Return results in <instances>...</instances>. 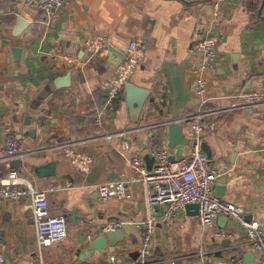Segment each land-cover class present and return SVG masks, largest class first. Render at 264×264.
Listing matches in <instances>:
<instances>
[{
	"label": "crops",
	"instance_id": "0c3cea01",
	"mask_svg": "<svg viewBox=\"0 0 264 264\" xmlns=\"http://www.w3.org/2000/svg\"><path fill=\"white\" fill-rule=\"evenodd\" d=\"M23 2L0 0V180L16 173L38 188H56L49 209L65 216L69 235L40 253L30 200L0 198L1 263L74 264L76 253H89V245L118 221L124 241L114 255L96 253L83 264H141L137 222L144 208L138 185L132 186L134 198L125 201L104 200L98 187L131 180L130 161L137 154L151 169L146 149L151 137L171 157L190 155L191 118L202 101L195 91L200 58L194 45L205 36L218 38L217 66L205 73V110L213 111L205 122L216 126L204 138L208 167L226 172L215 192L264 226V103L236 101L240 93L264 91V0H67L51 15ZM96 37L105 39L106 49L83 69L61 66L47 55L57 50L87 60L86 41ZM130 41L142 43L145 56L128 83L150 96L133 122L124 88L99 126L105 84L125 61ZM173 125L183 126V137L175 142ZM9 134L22 141L20 154L12 158L6 152ZM67 149L90 155L91 171L78 170ZM244 240L227 217L203 228L185 209L155 227L147 264H230L236 257L259 264Z\"/></svg>",
	"mask_w": 264,
	"mask_h": 264
},
{
	"label": "built area",
	"instance_id": "2783aa9c",
	"mask_svg": "<svg viewBox=\"0 0 264 264\" xmlns=\"http://www.w3.org/2000/svg\"><path fill=\"white\" fill-rule=\"evenodd\" d=\"M67 0H24L25 6L51 15L62 9ZM106 49V41L102 37L86 41L87 60L76 58L52 50L47 55L59 60L61 66L76 65L85 68L86 65ZM199 54V66L195 83V91L201 97V104L192 114V131L194 144L188 157L172 159L169 151L154 137L148 139L146 149L153 159L151 169L146 167L140 154L131 158L130 164L134 172L131 180L104 182L98 191L104 200L111 198L125 201L132 200V186L137 184L142 195L144 216L137 222L141 235V264H147L153 256L152 234L160 223L175 219L178 213L190 204L198 206L196 215L203 228H214L219 217L231 220L242 232L245 244L259 256V264H264V226L257 219H249L246 210L232 202L225 201L215 192V185L226 172H220L208 167V157L204 150L205 135L215 130L216 126L205 122L213 111L205 110L207 105V81L205 73L214 69L218 63V38L205 36L194 45ZM145 56V46L138 41H130L125 61L120 65L116 76L105 84L107 90L106 102L97 112V124L103 125L104 117L115 109L116 101L129 82L137 67ZM241 106H254L264 103L263 92H243L236 96ZM236 106V105H234ZM22 141L14 135L7 137V155L16 157L20 154ZM71 163L80 171L89 173L93 159L90 155L67 149ZM56 188H38L31 180L11 173L9 178L0 180V198L13 201L29 199L36 225V238L40 253L68 237V225L64 215H54L49 209V194ZM122 222H112L104 231L119 230ZM222 237H232L227 231H221ZM0 261L4 260L0 257ZM44 264V263H41ZM172 264H176L173 262ZM230 264H243V259L236 257Z\"/></svg>",
	"mask_w": 264,
	"mask_h": 264
},
{
	"label": "water",
	"instance_id": "95a60500",
	"mask_svg": "<svg viewBox=\"0 0 264 264\" xmlns=\"http://www.w3.org/2000/svg\"><path fill=\"white\" fill-rule=\"evenodd\" d=\"M22 22H25V20L19 16V18ZM20 21V22H21ZM14 52L16 54L21 52L20 48H14ZM127 92H128V98H129V104L131 110H133V122H138L141 116V112L144 109V106L146 105V102L150 96V91L148 90H143L141 88H138L137 86L128 83L125 86ZM170 134L172 137V142L179 141L181 138L180 136L183 137L182 131H183V126L181 125H173L170 127ZM178 144L182 143L177 142ZM176 143V144H177ZM173 147V146H172ZM204 150L207 154L208 157H210V149L209 147L204 144ZM149 160L152 158L151 156H148ZM175 157H172L174 159ZM148 160V159H147ZM153 161V159H151ZM149 162V161H148ZM152 163V162H151ZM186 210L188 212L193 211L195 215L198 213V206L196 204H190L186 207ZM124 241V236H123V231L122 230H108L104 231V233L94 240L89 246L90 250H88L89 253L83 252V253H76L74 257V264H83L86 262V257H92L96 253L102 254L109 258L111 255H114L115 253V248L117 245L121 242ZM0 264H3L0 262Z\"/></svg>",
	"mask_w": 264,
	"mask_h": 264
}]
</instances>
